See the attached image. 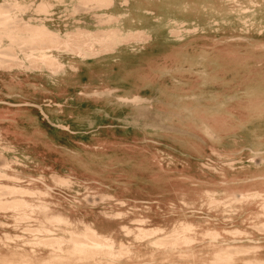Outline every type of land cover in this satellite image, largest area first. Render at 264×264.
<instances>
[{"label": "rangeland", "instance_id": "1", "mask_svg": "<svg viewBox=\"0 0 264 264\" xmlns=\"http://www.w3.org/2000/svg\"><path fill=\"white\" fill-rule=\"evenodd\" d=\"M42 1L29 0L22 9L12 10L14 19L22 18L20 27L26 23L45 26L51 32L62 33L67 40L85 33L82 25L72 23L78 6L89 3L85 4L90 8L89 13L78 16L92 17L94 26L98 27L102 21L99 16L110 13L97 0H58L47 9L40 7ZM11 26L7 25L4 32ZM213 34L186 35L179 42L166 30L146 50L145 60L150 57L151 67L140 58L145 51L130 61L133 66L142 65L138 75H131V83L140 86L128 89L120 85L113 89V94L103 89L93 90L88 95L78 94L60 108L55 107L52 76L48 73L41 83L46 91L41 89L36 101L46 106L51 122L38 110H25L18 105L24 97L20 85L6 94L0 93L5 103L17 105L0 103V164L8 163L24 176L44 172L49 179L54 174L68 177L72 168L94 176L99 184L92 182L91 194L78 186L73 189L80 194L69 193L48 180L54 202L68 200L78 208L72 216L74 221L84 218L87 222H96L101 232L114 231L126 242L131 238L121 231V225L134 228L140 218L130 212L131 203L118 204L119 200L128 199L129 190L138 197L161 200L163 212L148 215L153 225L166 228L160 238L171 236L176 214L181 210L185 215L193 214L194 222L201 229L237 228L252 234L251 239L233 240L235 244L264 243V235L251 224L250 216L256 208L253 203L243 208L238 205V209L198 207L204 190H224L220 169L238 159L247 170L253 164L254 152L264 151V38L244 34L250 40L241 45ZM180 44L183 48L174 52ZM24 52L35 53L28 49ZM103 58L98 57L89 65L94 66ZM24 68L20 70L26 71ZM21 73L30 74L29 71ZM2 74L7 72L2 70ZM141 77L145 78L146 88L137 83ZM136 97H140L139 102L135 101ZM60 125L68 126L70 131L56 127ZM146 139L150 143L145 142ZM158 145L166 147L168 156L174 159L175 164L170 169L165 170L156 161ZM214 151L222 157L213 156ZM210 157L216 163V171L207 167ZM225 168L229 169V174L234 171ZM36 187L45 188L41 182ZM231 188L234 189V185ZM87 195L98 198L94 205L86 199ZM103 195L118 201H100ZM184 196L189 203L197 205L193 211L180 207L178 198ZM255 197L264 199V188ZM170 201H174L176 207L170 208ZM65 209L69 210L57 207L55 212L62 213ZM88 212L97 216L87 215ZM100 212L107 213L112 223L102 226ZM120 213L125 214L123 219L117 217ZM14 225L11 214L0 212V236L8 232L32 239L23 230H15ZM203 244L198 243L195 248ZM140 249L147 253L144 246ZM156 254L161 257L163 251ZM165 262L159 260L158 264Z\"/></svg>", "mask_w": 264, "mask_h": 264}, {"label": "bare ground", "instance_id": "2", "mask_svg": "<svg viewBox=\"0 0 264 264\" xmlns=\"http://www.w3.org/2000/svg\"><path fill=\"white\" fill-rule=\"evenodd\" d=\"M27 1L3 0L0 3V93L6 94L15 85H20L24 97L22 104L18 105L24 106L25 110H38L48 121L50 117L45 111L46 106L36 101L39 91H46L41 83L45 82L48 73L52 76L51 93L56 99L55 107L60 108L78 94L88 95L100 89L113 94V89L120 85L134 88L131 71L140 69L142 65L133 66L130 61L145 51L140 58L151 67L150 57L145 60L146 50L166 30L179 42L181 37L203 32H212L214 36H223L241 45L250 40L244 34L264 38V0H97L110 12L99 16L102 20L99 27L94 26L92 17L78 16L90 11L86 8L89 3L84 0L88 4L75 8L73 17L76 18L72 23L82 25L85 33L74 36L72 40L65 39L62 33L49 31L45 26L35 27L26 23L20 27L22 18L20 21L14 19L12 10L22 9ZM54 2L59 1L43 0L40 7L51 8ZM7 25L12 26L4 32ZM182 46H177L174 52L181 50ZM17 49L23 52L33 50L35 53L17 54ZM98 57H104L102 62L89 65ZM21 67H25L30 74L23 76L21 72L26 71L20 70ZM2 70L7 74H2ZM135 101L139 102L140 97H136ZM0 103L5 102L0 99ZM56 127L70 131L65 125ZM145 142L150 143L147 139ZM161 146H157L155 158L167 170L175 161L168 156L166 147ZM213 156L222 157L218 151H214ZM252 161L247 170L238 159L220 169L224 190H204L198 207L238 209V205L243 208L253 203L256 208L250 216L251 224L264 235V199L255 197L264 188V151L254 152ZM215 164L210 157L207 167L216 171ZM225 167L234 170L233 173H227L229 169ZM69 172L68 177L54 174L50 179L57 188L69 193H74V186H78L91 194L92 182L99 184L97 178L90 174L75 168ZM50 179L44 172L24 176L8 163L0 164V212L11 214L14 229H21L32 238L8 232L0 236V264H158L159 260H165V264H264L262 241L246 244L232 242L237 238L251 239L252 234L237 228L201 229L194 222L193 214L185 215L181 210L176 214L171 236L160 238L166 228L153 225L148 215L163 212L161 200L157 197H138L129 190L128 199L123 198L118 204L127 206L131 203L130 212L140 218L135 221L134 228L121 225V231L131 240H120L114 231L101 232L96 222H87L84 218L74 221L72 216L78 208L68 200L58 204L54 202L48 187ZM38 182L45 188L36 187ZM242 184L244 186H240ZM86 199L92 205L98 200L91 195H87ZM99 200L118 201L107 195ZM178 201L180 207L191 211L197 206L189 203L185 196ZM169 205L170 208L176 207L174 201H170ZM57 207H68L69 210L57 213ZM99 214L103 218L102 226L112 223L107 213ZM87 215L97 216L92 212ZM118 216L123 219L125 214ZM198 243L204 244L195 248ZM142 246L147 253L141 251ZM155 250H162L163 255L157 256Z\"/></svg>", "mask_w": 264, "mask_h": 264}, {"label": "crops", "instance_id": "3", "mask_svg": "<svg viewBox=\"0 0 264 264\" xmlns=\"http://www.w3.org/2000/svg\"><path fill=\"white\" fill-rule=\"evenodd\" d=\"M138 70H139V69L132 70V71H131V75H133V74H137V75H138V73H137ZM144 79H145V78H142V77H141V79L138 80L137 83L142 84V85H143L142 87H143V88H146V87H147V86H145V82H146V81H145ZM131 80H132V79H131ZM133 86H134V85H133ZM136 86H140V85L136 84L134 87H136Z\"/></svg>", "mask_w": 264, "mask_h": 264}]
</instances>
